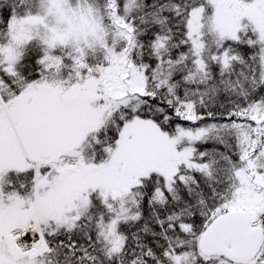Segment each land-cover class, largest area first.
Returning <instances> with one entry per match:
<instances>
[{"label": "snow or ice", "instance_id": "6c2138e0", "mask_svg": "<svg viewBox=\"0 0 264 264\" xmlns=\"http://www.w3.org/2000/svg\"><path fill=\"white\" fill-rule=\"evenodd\" d=\"M0 264H264V0H0Z\"/></svg>", "mask_w": 264, "mask_h": 264}]
</instances>
